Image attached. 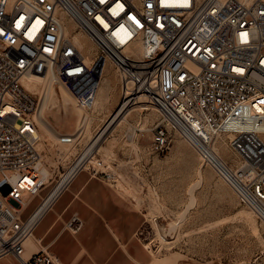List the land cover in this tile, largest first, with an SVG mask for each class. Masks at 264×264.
I'll use <instances>...</instances> for the list:
<instances>
[{
	"label": "built area",
	"instance_id": "1",
	"mask_svg": "<svg viewBox=\"0 0 264 264\" xmlns=\"http://www.w3.org/2000/svg\"><path fill=\"white\" fill-rule=\"evenodd\" d=\"M109 67L120 88L111 115L144 97L158 114L151 150L167 149L170 132L182 137L264 227V0H0V260L61 264L47 249L25 255L32 230L20 210L53 173L31 215L81 171L115 177L93 143L107 120L84 142L85 127L59 133L57 143L79 148L45 174L46 94L22 79L51 77L89 110ZM222 146L241 165L226 163Z\"/></svg>",
	"mask_w": 264,
	"mask_h": 264
},
{
	"label": "rangeland",
	"instance_id": "2",
	"mask_svg": "<svg viewBox=\"0 0 264 264\" xmlns=\"http://www.w3.org/2000/svg\"><path fill=\"white\" fill-rule=\"evenodd\" d=\"M68 27L72 30L69 24ZM105 76L109 79L108 95L101 99L97 93V103L89 110L84 108L90 119L83 126L85 137L82 142L92 137L95 129L105 123L118 103L120 88L115 71L106 68ZM38 81L30 92L40 93L43 89V94L49 96L48 80L44 78ZM46 111L43 117L53 130L38 123V146L43 167L50 176L51 166L62 169L79 148V145L74 147L57 143L55 134L60 133L58 130L74 132L79 119L73 110L66 115L56 108ZM157 120L158 114L153 108L136 109L113 127L98 154L105 164L110 163L109 171L115 176L114 180L81 171L76 178L82 176L83 182L72 188L71 183L75 178L59 195L67 199L64 205L71 201L69 210L61 212L62 203L54 212L55 202L51 205L47 214L53 213L54 226L42 232L34 229V242L32 235L25 241V255L47 249L60 257L61 264H264V227L248 207L239 203L229 186L202 162L197 152L172 132L167 149L163 152L151 150V128ZM220 150L222 156L229 160L224 146ZM6 173L11 174V171L7 170ZM53 177L54 173L46 186L20 209L22 218H28L53 184ZM89 180L103 181L109 189L118 191L120 196L134 199L130 208L123 210L118 223L106 224L103 220L98 225L104 228L99 231L100 235L94 231L96 216L91 210L79 208L76 204L81 196L77 193L86 190L82 188L84 182ZM97 190L105 188L101 186ZM28 197L29 193L26 192L23 198ZM75 218H78V228L69 227L68 223ZM145 218L150 220L152 227L147 223L146 236L140 242L133 237V233L121 230L129 226L132 220L137 228ZM156 218L165 224L168 238L164 239L168 242L161 241ZM170 221L176 223L173 228L168 226ZM86 223L90 230L85 229ZM62 234L68 235L67 245L58 248L52 242L57 238L61 240L59 236ZM134 245L140 246L141 251L147 254L146 259L133 258L129 254V249H133Z\"/></svg>",
	"mask_w": 264,
	"mask_h": 264
},
{
	"label": "crops",
	"instance_id": "3",
	"mask_svg": "<svg viewBox=\"0 0 264 264\" xmlns=\"http://www.w3.org/2000/svg\"><path fill=\"white\" fill-rule=\"evenodd\" d=\"M47 112V111H46ZM58 132L60 133H69L71 132V130H58ZM83 182V178L78 177L76 178L71 184H72V188H76L78 187L79 184H81ZM104 187L105 190L102 191H98L97 188L98 187ZM82 189H86L85 191H79L77 194L81 195L79 196L80 199H78V201L76 202L77 207L79 208H84L86 210H91V213H93L96 217H95V227H94V231H103V226H98L99 224H102V221L105 220L106 224H113V223H118L120 217L123 214V210L125 209H129L130 204L133 203V198L131 196H120L118 191L113 190V189H109V187L107 186V184L103 181H97V180H89L87 182H84L83 188ZM96 189V190H95ZM63 195V194H62ZM76 199V198H75ZM67 199L63 198V196L58 197V199L55 201V207H54V212L56 210H58L60 208V205L63 203V205L65 204ZM65 201V202H64ZM53 205V204H52ZM71 204L70 202H67L66 205H64L61 208V212H65L67 210H69ZM52 207V206H51ZM50 207V208H51ZM49 208V209H50ZM48 209V210H49ZM47 210V211H48ZM45 212L42 217L37 221V223L34 225L33 230H32V242H34V238L35 235L33 234L34 229H36L37 231L42 232L43 229H46L47 227L49 229H51L54 226V220L52 218L53 213L47 214L48 212ZM100 213L102 215H100ZM147 215V214H146ZM51 220H53L51 222ZM84 222H86V219L83 220V224ZM104 222V223H105ZM144 223H146L145 225H143ZM149 225H148V224ZM147 225L149 227L151 226V222L150 220H147V218H145L140 224L139 226L136 228L135 227V223L134 220H132V223L129 226L123 227L121 228V230H127L131 233H133V237L136 238L137 241L140 242V240H143L145 235V230H147ZM145 226V227H144ZM90 230L91 228L88 226V224H85V229ZM114 228V226H113ZM112 228V229H113ZM144 228V230H142ZM111 229V227L109 228ZM111 229V230H112ZM153 229V228H152ZM65 234H62V236L60 235L59 237H61V240L59 238H57L56 240H53L52 244L55 243V246H57L58 248L61 246H66L67 245V236H63ZM100 235V232H99ZM65 241V242H64ZM51 244V243H50ZM49 244V245H50ZM96 245H98L96 243ZM138 245V244H136ZM51 251V250H50ZM56 251L58 253V249L56 248ZM53 253V252H52ZM59 253H60V249H59ZM56 256H58L56 253H54ZM61 254V253H60ZM129 254L135 258H147V254L141 251L140 246H136L134 245L133 249H129ZM58 258L60 259V257L58 256ZM61 260V259H60ZM0 264H17V262H15V258L12 255H7L4 258H2L0 260Z\"/></svg>",
	"mask_w": 264,
	"mask_h": 264
},
{
	"label": "bare ground",
	"instance_id": "4",
	"mask_svg": "<svg viewBox=\"0 0 264 264\" xmlns=\"http://www.w3.org/2000/svg\"><path fill=\"white\" fill-rule=\"evenodd\" d=\"M44 78L48 80L50 86L48 89L49 96H45V98L43 99L42 107H41L42 110H40V113L37 115V119H38L40 126L42 125L48 130H53V129H51V127L49 126L47 121L44 119L43 115H44V112L46 109H47V111H49V110L56 108L57 111L59 109V112H62L64 115H66L68 113V111L73 110L74 113L78 115V119H79V122L76 121L75 130H77L79 128H84L83 126L85 125V121L87 122L90 119V117H89V115H86L87 112L85 111L84 107L82 105H80L78 102H76L75 97L70 93V91L64 85L60 84L59 87L57 88L53 84V79L51 77H42V76H36V75L25 76L22 79V85L24 86V88L26 90L30 91V90H33L37 86V84L39 83L38 80H40V79L43 80ZM108 87H110L109 86V79L104 75L103 80H102V84L99 87L98 97L100 96V98L102 99V97L104 95L107 96L108 95V92H107ZM55 89H57V91H55ZM95 101H96V99H95ZM95 103H97V102H95ZM149 108H152V107L148 106V104L145 103L144 97L135 98L132 103L130 102L126 106L125 109H123L122 111L120 110L118 112L119 114H113L110 116L109 119H107L105 125L102 127L101 130H99V132L97 133L95 138H93V143L98 145V146H101L102 142H104V140H106L108 138L107 137L108 133L113 129V127H115V125L117 123L125 120L126 116L131 111L136 110V109H149ZM58 134L59 133H56L55 136L57 137ZM220 154L222 155V152ZM229 156H230L229 160L225 159L222 156L225 159L226 163H228L229 165H231L233 167L241 165V161L238 159V157H235L233 155H229ZM43 171L45 172L46 175H48V171L46 168L43 167ZM193 189L194 188H192V190ZM54 191L55 192L50 196V198L33 215L30 214L28 216V218H26L28 227L31 230H32L33 226L37 223V221L42 217V215L53 204V197H54V195H56L58 189H56ZM25 204H26V202L24 203V205ZM175 225H176L175 222H172V221L168 222L169 228H173ZM155 227H156V225H155ZM156 232L159 233L157 228H156ZM30 236H28V237H30ZM160 238L162 239L161 241H164V240L167 241L166 239H164V237H161V234H160Z\"/></svg>",
	"mask_w": 264,
	"mask_h": 264
},
{
	"label": "water",
	"instance_id": "5",
	"mask_svg": "<svg viewBox=\"0 0 264 264\" xmlns=\"http://www.w3.org/2000/svg\"><path fill=\"white\" fill-rule=\"evenodd\" d=\"M156 224L159 227L160 230V234L164 237V238H168V234L165 230V224L163 222H161V220L159 218H156Z\"/></svg>",
	"mask_w": 264,
	"mask_h": 264
}]
</instances>
